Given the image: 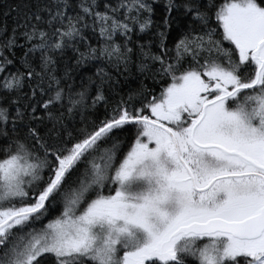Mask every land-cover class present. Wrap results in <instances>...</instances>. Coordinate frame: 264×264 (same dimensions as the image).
<instances>
[{"label":"snow or ice","instance_id":"1","mask_svg":"<svg viewBox=\"0 0 264 264\" xmlns=\"http://www.w3.org/2000/svg\"><path fill=\"white\" fill-rule=\"evenodd\" d=\"M2 16L0 264H264V0Z\"/></svg>","mask_w":264,"mask_h":264},{"label":"trees","instance_id":"2","mask_svg":"<svg viewBox=\"0 0 264 264\" xmlns=\"http://www.w3.org/2000/svg\"><path fill=\"white\" fill-rule=\"evenodd\" d=\"M27 2V0H0V21H3L4 17L2 16L3 11L5 10V6L7 4H19V3H24ZM9 24H11V20H9ZM136 82L133 79H129L126 83H122L121 87L122 90H127L129 87H135ZM100 112H103V108L100 109Z\"/></svg>","mask_w":264,"mask_h":264}]
</instances>
